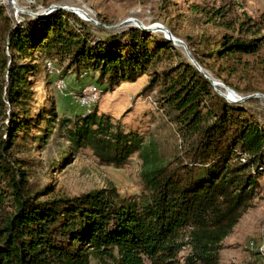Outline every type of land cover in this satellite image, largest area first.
<instances>
[{
    "label": "trees",
    "instance_id": "16d2710c",
    "mask_svg": "<svg viewBox=\"0 0 264 264\" xmlns=\"http://www.w3.org/2000/svg\"><path fill=\"white\" fill-rule=\"evenodd\" d=\"M100 29L59 8L3 31L9 55L0 54V264H175L183 247L188 264H218L222 240L258 196L264 126L243 101L229 102L214 90L203 58L236 63L256 52L261 38H185L201 73L161 32L134 25L100 37ZM34 50L66 62L64 71L92 74L106 91L148 75L140 92L156 89L160 109L183 139L182 152L165 156L96 105L59 117L50 106L31 117L33 126L46 123L39 140L56 123L72 154L88 150L114 167L137 154L141 193L122 196L104 187L70 196L38 189L11 152L31 125L27 74L37 69L24 59Z\"/></svg>",
    "mask_w": 264,
    "mask_h": 264
},
{
    "label": "rangeland",
    "instance_id": "374dc122",
    "mask_svg": "<svg viewBox=\"0 0 264 264\" xmlns=\"http://www.w3.org/2000/svg\"><path fill=\"white\" fill-rule=\"evenodd\" d=\"M52 5L84 10L103 24L91 22L101 27V32H96L100 37L110 29L104 24L115 25L127 18H136L144 25L162 24L184 42L187 37L195 42L201 36L209 39L220 38L223 34L243 40L261 38L258 50L241 54L236 63L203 59L207 64L205 72L221 84L218 86L221 91L226 92L229 87L237 97L264 93V0H0V20L9 18L8 23L0 21V54L3 50L9 55L2 41L6 28L33 21L34 17L28 12H40ZM128 26L134 24L124 27ZM176 48L185 54L183 47ZM31 53L29 59H24L35 64L37 69L27 74L33 94L26 119L31 125L16 138L11 152L17 159L16 164L38 189L51 190V195L70 196L104 187H114L122 196L137 197L141 193V159L137 154L123 167L101 164L88 150L72 154L56 123L49 128L45 139L39 140L37 137L44 132L46 123L40 119V123L33 126L35 121L31 117L50 106L59 117L73 116L96 105L99 112L109 114L125 129L142 134L145 142H153L165 156L182 152L183 139L160 109L156 89L140 92L148 82V75L106 91L92 74L77 76L72 71H64L66 62L42 57L38 50ZM233 65L237 69L229 74L226 69ZM242 103L252 118L264 126V99L252 97ZM66 150L69 151L67 155ZM260 186L252 206L222 240L218 264H264V174L260 177ZM187 255L189 249L183 247L175 264H188Z\"/></svg>",
    "mask_w": 264,
    "mask_h": 264
},
{
    "label": "water",
    "instance_id": "95a60500",
    "mask_svg": "<svg viewBox=\"0 0 264 264\" xmlns=\"http://www.w3.org/2000/svg\"><path fill=\"white\" fill-rule=\"evenodd\" d=\"M65 9L68 11H71L73 13H75L76 15H78L80 18L90 21L92 23H95L96 25H103L102 23L94 20L91 16H89L84 10L77 8V7H69V6H59V5H52L49 6L47 8H45L43 11L40 12H28L30 15H32L33 17H39L48 13H51L52 11L56 10V9ZM128 24H134L135 26H137L138 28H140L143 31H157V32H161L163 33V35L170 40L174 45L176 46H181L183 47L185 54L187 55V57L189 58V60L192 62V64L201 72L204 73L202 67L199 65V63L195 60V58L192 56L191 52L189 51L186 43L180 39L175 37L171 31L163 26L162 24H158V23H153V24H149V25H144L141 21L137 20L136 18H127L123 21H121L118 24L115 25H106L104 24L106 27L116 30L119 28H122ZM205 78H207V80L211 83V85L213 86L214 90L220 94L221 96H223L227 101L229 102H240V101H245L249 98L252 97H262L264 99V94L262 93H253V94H249V95H245L242 97H237V95L235 94V92L230 89L229 87H226V92L221 91L218 86L221 85L219 82L215 81L214 79H212L210 76H208L207 74L204 73ZM236 95V96H235Z\"/></svg>",
    "mask_w": 264,
    "mask_h": 264
},
{
    "label": "crops",
    "instance_id": "0c3cea01",
    "mask_svg": "<svg viewBox=\"0 0 264 264\" xmlns=\"http://www.w3.org/2000/svg\"><path fill=\"white\" fill-rule=\"evenodd\" d=\"M139 79V78H138Z\"/></svg>",
    "mask_w": 264,
    "mask_h": 264
}]
</instances>
